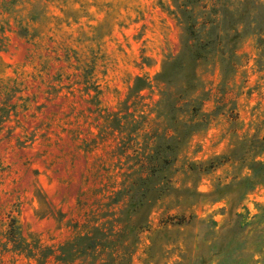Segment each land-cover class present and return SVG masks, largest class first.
<instances>
[{
  "label": "rangeland",
  "instance_id": "374dc122",
  "mask_svg": "<svg viewBox=\"0 0 264 264\" xmlns=\"http://www.w3.org/2000/svg\"><path fill=\"white\" fill-rule=\"evenodd\" d=\"M0 264H264V0H0Z\"/></svg>",
  "mask_w": 264,
  "mask_h": 264
},
{
  "label": "trees",
  "instance_id": "16d2710c",
  "mask_svg": "<svg viewBox=\"0 0 264 264\" xmlns=\"http://www.w3.org/2000/svg\"><path fill=\"white\" fill-rule=\"evenodd\" d=\"M11 227H13V226H11ZM12 229V228H11ZM14 229V228H13Z\"/></svg>",
  "mask_w": 264,
  "mask_h": 264
}]
</instances>
